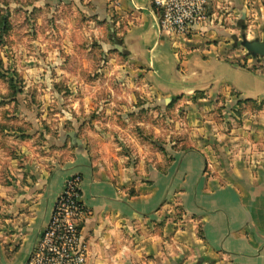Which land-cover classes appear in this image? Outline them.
Here are the masks:
<instances>
[{
  "label": "crops",
  "instance_id": "crops-1",
  "mask_svg": "<svg viewBox=\"0 0 264 264\" xmlns=\"http://www.w3.org/2000/svg\"><path fill=\"white\" fill-rule=\"evenodd\" d=\"M90 2L122 58L58 124L36 125L41 145L21 141L0 166V264L28 263L75 175L85 264H264V59L235 45L242 26L263 39L264 0H208L185 34L160 26L152 0ZM152 109L176 115L174 147L122 149L136 138L121 122Z\"/></svg>",
  "mask_w": 264,
  "mask_h": 264
},
{
  "label": "rangeland",
  "instance_id": "rangeland-1",
  "mask_svg": "<svg viewBox=\"0 0 264 264\" xmlns=\"http://www.w3.org/2000/svg\"><path fill=\"white\" fill-rule=\"evenodd\" d=\"M91 5L90 0H0L2 169L9 166L13 156L21 150V141L32 147L42 144L44 130L37 129L36 125L44 129L46 122L58 124L66 110L73 111L70 104L74 100L88 96L96 83L104 81L103 71L111 58H122L120 41L114 38L111 23L86 14L84 7ZM2 21L6 22L4 33ZM247 38L253 40L252 36ZM238 49L247 54L244 47ZM129 116L130 122H121L124 128H129L123 133L129 140L135 137L136 143L122 142V149H135L134 145H138L153 155V152L174 147L175 124L170 120L176 115L171 110L152 109L143 116ZM86 117L90 128L95 130L92 121L97 118L96 113L91 112ZM102 129L106 133L113 132L116 140V130L106 125ZM32 136L33 141H30ZM88 144L97 155L106 142ZM1 173L5 181L6 173ZM82 219L78 221L79 232Z\"/></svg>",
  "mask_w": 264,
  "mask_h": 264
},
{
  "label": "built area",
  "instance_id": "built-area-1",
  "mask_svg": "<svg viewBox=\"0 0 264 264\" xmlns=\"http://www.w3.org/2000/svg\"><path fill=\"white\" fill-rule=\"evenodd\" d=\"M152 3L163 29L185 34L206 18L208 0H152ZM80 185V175L65 182L27 264H85L87 252L78 221L88 209L81 201Z\"/></svg>",
  "mask_w": 264,
  "mask_h": 264
},
{
  "label": "water",
  "instance_id": "water-1",
  "mask_svg": "<svg viewBox=\"0 0 264 264\" xmlns=\"http://www.w3.org/2000/svg\"><path fill=\"white\" fill-rule=\"evenodd\" d=\"M242 39L235 42L236 46L244 47L248 54L253 57H264V37L263 39H253L249 40L245 33V26H242ZM197 264H202L201 259L197 262Z\"/></svg>",
  "mask_w": 264,
  "mask_h": 264
},
{
  "label": "trees",
  "instance_id": "trees-1",
  "mask_svg": "<svg viewBox=\"0 0 264 264\" xmlns=\"http://www.w3.org/2000/svg\"><path fill=\"white\" fill-rule=\"evenodd\" d=\"M153 7H154V9H156L154 5H153ZM156 11H157V9H156ZM1 24H2V32L4 33V32H6V22L5 21H2Z\"/></svg>",
  "mask_w": 264,
  "mask_h": 264
}]
</instances>
